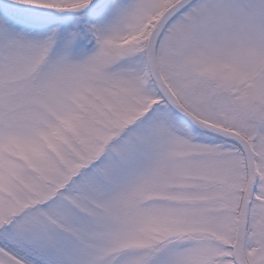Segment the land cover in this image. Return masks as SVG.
I'll return each mask as SVG.
<instances>
[{
  "label": "snow or ice",
  "instance_id": "1",
  "mask_svg": "<svg viewBox=\"0 0 264 264\" xmlns=\"http://www.w3.org/2000/svg\"><path fill=\"white\" fill-rule=\"evenodd\" d=\"M0 264H264V0H0Z\"/></svg>",
  "mask_w": 264,
  "mask_h": 264
}]
</instances>
